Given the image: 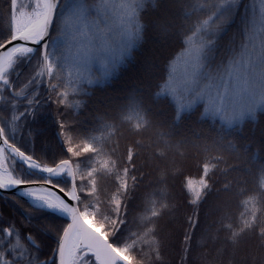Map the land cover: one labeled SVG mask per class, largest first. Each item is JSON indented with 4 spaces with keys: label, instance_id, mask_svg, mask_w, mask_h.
<instances>
[{
    "label": "snow or ice",
    "instance_id": "1",
    "mask_svg": "<svg viewBox=\"0 0 264 264\" xmlns=\"http://www.w3.org/2000/svg\"><path fill=\"white\" fill-rule=\"evenodd\" d=\"M137 63L127 95L95 127L69 123L94 87ZM46 105L57 109L59 151L42 160ZM258 113L264 0H0V264H164L161 221L179 210L171 181L188 150L200 176L182 182L192 214L177 264H188L194 237L218 256L249 241L264 251V140L236 136L259 125L264 137ZM205 203L212 219L202 224Z\"/></svg>",
    "mask_w": 264,
    "mask_h": 264
},
{
    "label": "trees",
    "instance_id": "2",
    "mask_svg": "<svg viewBox=\"0 0 264 264\" xmlns=\"http://www.w3.org/2000/svg\"><path fill=\"white\" fill-rule=\"evenodd\" d=\"M146 48L150 50L151 46L146 45ZM171 48L165 49L162 53H158L159 58L156 60V68L151 69L153 76L158 79L165 73L164 61L167 55L170 53ZM145 51L141 50L138 53L139 57H143ZM98 75V71H96ZM140 75V65L137 63L135 67H129L128 70L121 72L117 77L109 81V87L101 88L94 87L90 93V100L88 107L82 110H75L79 112V115H72L69 117V123L75 125L77 129L82 131L90 130L95 127V117L99 112L104 111L107 107L117 102H121L127 95L129 86ZM71 99V93L69 94ZM41 116L43 117L42 126L45 127L48 133V139L41 138L36 143V155L43 159H52L59 151L51 137L55 135L56 126L53 124V119L57 117V109L55 105H46L41 110ZM261 120H264V113H258ZM190 123V121L188 122ZM206 129L215 127V122L209 120L205 124L200 122ZM246 123L251 124V121ZM183 127V126H182ZM241 132H237L236 136L239 138L240 143H246L247 138L251 136L257 144L264 140L261 136L260 126L243 127L241 126ZM180 138V137H178ZM31 148V145H28ZM253 158L258 165L260 163V153L255 147L251 149ZM188 155L193 159H190L184 166L183 175L176 177L171 181L174 195L177 198V202L180 207L174 218H165L161 221V225L164 228V247L162 248V258L164 264H177V257L180 252V245L184 239L185 229V217L192 214V211L188 207H184V193L181 192L182 182L185 179L191 178L197 180L200 176L199 169L193 162L195 156L194 153L188 150ZM229 167H239L240 169H247L249 166L243 161H237L234 158H229ZM147 171V169H145ZM256 177L258 178L259 172L257 170ZM253 177H248L251 180ZM141 192L136 193L137 196L142 195ZM134 207L130 205V208ZM7 212V209H0ZM209 213L207 222H211V215L209 209V203L202 204L200 207V220L203 224L205 222V214ZM134 214V213H133ZM131 220V215L129 217ZM198 233V230H197ZM145 264H148L146 261ZM188 264H264V251L257 248L255 241H249L245 243L241 249L235 254L231 255L229 250H225L222 256L216 254V248L214 247H197L195 243V237L191 243L190 251L188 253Z\"/></svg>",
    "mask_w": 264,
    "mask_h": 264
},
{
    "label": "rangeland",
    "instance_id": "3",
    "mask_svg": "<svg viewBox=\"0 0 264 264\" xmlns=\"http://www.w3.org/2000/svg\"><path fill=\"white\" fill-rule=\"evenodd\" d=\"M91 71H92L93 75H97L96 71H98V75H102L104 73L105 69L101 63L95 62L91 66Z\"/></svg>",
    "mask_w": 264,
    "mask_h": 264
}]
</instances>
